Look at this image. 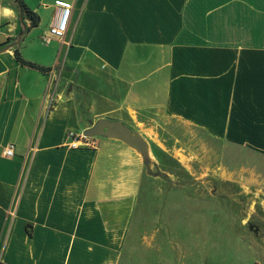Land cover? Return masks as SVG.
<instances>
[{
    "label": "crops",
    "instance_id": "crops-1",
    "mask_svg": "<svg viewBox=\"0 0 264 264\" xmlns=\"http://www.w3.org/2000/svg\"><path fill=\"white\" fill-rule=\"evenodd\" d=\"M23 1L39 22L17 41L0 0V264H123L143 160L107 137L70 148L69 130L157 116L264 157V0H67L47 43L55 0Z\"/></svg>",
    "mask_w": 264,
    "mask_h": 264
},
{
    "label": "rangeland",
    "instance_id": "rangeland-1",
    "mask_svg": "<svg viewBox=\"0 0 264 264\" xmlns=\"http://www.w3.org/2000/svg\"><path fill=\"white\" fill-rule=\"evenodd\" d=\"M131 130L148 162L132 147L143 180L123 264H264V157L157 116Z\"/></svg>",
    "mask_w": 264,
    "mask_h": 264
},
{
    "label": "built area",
    "instance_id": "built-area-1",
    "mask_svg": "<svg viewBox=\"0 0 264 264\" xmlns=\"http://www.w3.org/2000/svg\"><path fill=\"white\" fill-rule=\"evenodd\" d=\"M54 6L58 11V16L52 24L48 27L47 34L42 38L44 42H50L51 40H61L64 38L68 29L69 16L72 11V3L67 0H55ZM54 70L51 71V73ZM50 82V81H49ZM54 86L48 84V98L49 106L55 103L57 96L55 95ZM67 138L69 140V147L76 148H95L97 147L96 137H86L83 134H76L74 131L69 130L67 132ZM14 154V146L9 145L4 150L5 156H12Z\"/></svg>",
    "mask_w": 264,
    "mask_h": 264
},
{
    "label": "water",
    "instance_id": "water-1",
    "mask_svg": "<svg viewBox=\"0 0 264 264\" xmlns=\"http://www.w3.org/2000/svg\"><path fill=\"white\" fill-rule=\"evenodd\" d=\"M83 135L86 137H107L121 140L137 150L142 155L144 162H148L143 150L145 143L133 134L130 128L118 122L99 119L91 128L85 130Z\"/></svg>",
    "mask_w": 264,
    "mask_h": 264
},
{
    "label": "trees",
    "instance_id": "trees-1",
    "mask_svg": "<svg viewBox=\"0 0 264 264\" xmlns=\"http://www.w3.org/2000/svg\"><path fill=\"white\" fill-rule=\"evenodd\" d=\"M17 6V10H18V15H19V21L21 23V31L19 33V36L17 38V41H19L23 35L25 34V31L27 30L23 24V21L22 19L27 17L28 19H30V26L34 27V26H37L38 25V22H39V18L38 16L32 12L28 6L24 3L23 0H13ZM13 53H14V57L16 58L17 61H19L22 65H26V66H30V67H36V68H40V67H37L35 64L33 63H30V62H27L25 61L17 48H15L13 50Z\"/></svg>",
    "mask_w": 264,
    "mask_h": 264
},
{
    "label": "bare ground",
    "instance_id": "bare-ground-1",
    "mask_svg": "<svg viewBox=\"0 0 264 264\" xmlns=\"http://www.w3.org/2000/svg\"><path fill=\"white\" fill-rule=\"evenodd\" d=\"M181 151V150H180ZM182 153V152H181ZM180 155V154H179Z\"/></svg>",
    "mask_w": 264,
    "mask_h": 264
}]
</instances>
